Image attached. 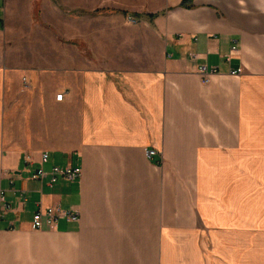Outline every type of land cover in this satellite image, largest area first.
Wrapping results in <instances>:
<instances>
[{
  "label": "crops",
  "instance_id": "0c3cea01",
  "mask_svg": "<svg viewBox=\"0 0 264 264\" xmlns=\"http://www.w3.org/2000/svg\"><path fill=\"white\" fill-rule=\"evenodd\" d=\"M23 5L0 0V264H264V0H159L134 38L15 60ZM48 206L79 219L32 229Z\"/></svg>",
  "mask_w": 264,
  "mask_h": 264
},
{
  "label": "rangeland",
  "instance_id": "374dc122",
  "mask_svg": "<svg viewBox=\"0 0 264 264\" xmlns=\"http://www.w3.org/2000/svg\"><path fill=\"white\" fill-rule=\"evenodd\" d=\"M158 1L22 0L24 14L12 16L13 35L16 38L13 47L14 59L19 60L22 55H44L51 58L59 49L67 53L73 38H134L133 34L145 19L146 11ZM74 8H98L101 11L96 15L69 14ZM116 9L125 10L127 14L116 13L113 11ZM91 50L89 47V54L95 51V46ZM253 196L254 199L264 200V190H254Z\"/></svg>",
  "mask_w": 264,
  "mask_h": 264
},
{
  "label": "built area",
  "instance_id": "2783aa9c",
  "mask_svg": "<svg viewBox=\"0 0 264 264\" xmlns=\"http://www.w3.org/2000/svg\"><path fill=\"white\" fill-rule=\"evenodd\" d=\"M133 20V19H132ZM238 51V46L233 45L229 51V54L226 56V60L229 61L231 55L235 54ZM197 55L193 54L192 58H196ZM216 72L215 68H208L205 64L199 63L197 65V73L200 76L201 80L204 83L209 81V77L212 73ZM241 72V68L236 70H231L230 74L238 75ZM64 96V92H59L56 94V100L61 101ZM156 151L153 149L147 150L146 154L148 157H151L155 154ZM49 154L48 152H43L41 154V163L48 162ZM25 166H28L32 163V157L30 154L24 155ZM82 173V169L80 166L74 165H53L49 171L44 170L43 167H36L31 172V178L34 180L47 178L48 184L52 186L58 180H67V181H76L80 178ZM11 177V172H8ZM10 184L13 186V178L10 179ZM25 200V198H24ZM10 209L8 203L5 202L3 198V193L1 196V207L0 213L5 215L7 211ZM61 218H64L68 221H77L79 219V214L76 210L73 209H64L60 206H48L46 208H40L34 211L31 219V228L34 230L42 229L44 227H49L51 229L56 227L57 221Z\"/></svg>",
  "mask_w": 264,
  "mask_h": 264
},
{
  "label": "trees",
  "instance_id": "16d2710c",
  "mask_svg": "<svg viewBox=\"0 0 264 264\" xmlns=\"http://www.w3.org/2000/svg\"><path fill=\"white\" fill-rule=\"evenodd\" d=\"M98 10H95L94 12H97ZM123 13H125V12H123ZM153 15H150V17H152Z\"/></svg>",
  "mask_w": 264,
  "mask_h": 264
}]
</instances>
